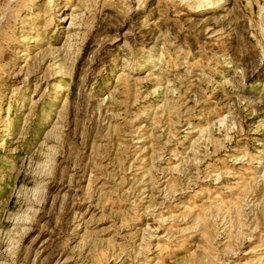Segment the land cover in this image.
I'll return each instance as SVG.
<instances>
[{"label": "rangeland", "instance_id": "374dc122", "mask_svg": "<svg viewBox=\"0 0 264 264\" xmlns=\"http://www.w3.org/2000/svg\"><path fill=\"white\" fill-rule=\"evenodd\" d=\"M0 264H264V0H0Z\"/></svg>", "mask_w": 264, "mask_h": 264}]
</instances>
